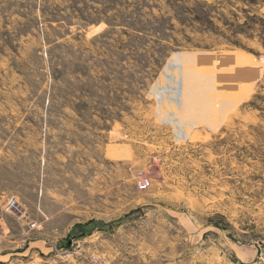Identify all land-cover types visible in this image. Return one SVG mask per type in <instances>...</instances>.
<instances>
[{"label": "rangeland", "instance_id": "rangeland-1", "mask_svg": "<svg viewBox=\"0 0 264 264\" xmlns=\"http://www.w3.org/2000/svg\"><path fill=\"white\" fill-rule=\"evenodd\" d=\"M0 264H264V0H0Z\"/></svg>", "mask_w": 264, "mask_h": 264}, {"label": "built area", "instance_id": "built-area-1", "mask_svg": "<svg viewBox=\"0 0 264 264\" xmlns=\"http://www.w3.org/2000/svg\"><path fill=\"white\" fill-rule=\"evenodd\" d=\"M13 201H14V200H11V199H10V200L8 201L7 205L12 204Z\"/></svg>", "mask_w": 264, "mask_h": 264}]
</instances>
